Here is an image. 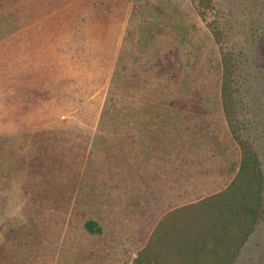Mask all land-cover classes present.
Listing matches in <instances>:
<instances>
[{
	"label": "crops",
	"instance_id": "1",
	"mask_svg": "<svg viewBox=\"0 0 264 264\" xmlns=\"http://www.w3.org/2000/svg\"><path fill=\"white\" fill-rule=\"evenodd\" d=\"M137 2L51 0L47 9V0H0V116L10 127L15 117L35 126L20 131L23 140L62 139L68 132L64 155L70 162L83 156L80 165H69L77 182L65 185L58 177L52 195L38 178L40 165L22 167L34 180L21 183L18 217L7 212V220L17 222L0 232L6 247L0 264H133L162 218L168 216V229L176 219L183 228L192 216L187 208L199 210L236 176L241 148L222 103L180 96L174 103L172 93L153 99L158 78L144 54L134 53L133 67L126 66ZM115 13L120 21L111 20ZM66 14L70 19L53 20ZM115 88L119 105L109 114ZM46 103H63L67 112L52 110L49 133ZM59 122L69 130L53 128ZM3 178L0 194L8 190Z\"/></svg>",
	"mask_w": 264,
	"mask_h": 264
},
{
	"label": "rangeland",
	"instance_id": "2",
	"mask_svg": "<svg viewBox=\"0 0 264 264\" xmlns=\"http://www.w3.org/2000/svg\"><path fill=\"white\" fill-rule=\"evenodd\" d=\"M53 1L57 0H52V2ZM136 1H138L135 6L137 10H135L134 16L131 17L128 28V36L131 37V40L130 43H127L128 47L126 50L125 62L128 68L133 67L135 63L133 55L137 53L139 58L144 54L146 59L143 61L152 64L153 73L155 74L156 72L155 77L157 76L158 78V89L156 92L150 94L151 97L161 101V97L168 99L172 93L175 101L174 103H181L178 96H180V100L183 98L184 102L189 99V103H221L220 54L211 33L198 15V0ZM235 1L236 3L229 5V7L231 12L234 11L237 14L234 17L238 21H241L242 18H246L245 15L242 14L241 7L247 8L248 1L253 2L255 5V1ZM139 2H141L140 5ZM50 3L51 0H47V9ZM172 9H175V11L170 14L169 12ZM258 9L259 7L257 4L252 11L256 13L254 16L256 15V17L262 20L264 15L260 14ZM93 12L94 11H89L88 17L91 15L96 16V12L91 14ZM58 14L60 13H57V15ZM46 15H49V13H46ZM120 15V13H115L113 15L114 18L111 20L120 21L122 19ZM70 17V14L64 15V17L60 15L57 16V19L55 18L53 20H68ZM50 21L51 19L49 20L48 17L47 24L51 23ZM172 25L174 26V30L171 38L169 29L172 28ZM243 26L247 27L248 25L244 23ZM155 27H158V29L154 31ZM149 29H152V32H149ZM238 35L241 36V34ZM128 59H130V63ZM262 61L256 68L253 67L255 63H253V65L249 61V65L252 66L244 73V75L249 77V79L245 81V93L247 94L246 102L243 103L244 107H240L239 110L242 113L241 118H244V121L247 123V125L243 127L244 133H248L252 137L264 164V87L259 86L262 83L257 84L255 79L256 75H259L262 78L261 80L264 81V63ZM97 64H99V62H97ZM249 72L251 73L249 74ZM253 72L254 76H251ZM187 83H189V86ZM250 87L251 89H249ZM116 100L117 91L115 88L113 103H107L106 106L107 113L113 114V110L118 109L117 105H119V103H116ZM46 105L49 108H44L42 113L44 114L45 111L50 110L48 114L51 115L49 116L51 118L45 119L46 126H48L45 127L46 132L49 133L48 128L54 125L52 123V118L55 117L54 113L62 112L67 114V112L65 110L62 111V109H64L62 108L63 103H46ZM52 110L54 112L53 114H51ZM223 115L225 117L224 110ZM40 117H42V115H40ZM46 117H48V115ZM16 118L17 117H15L13 126L10 127L11 124H9V120L0 116V162L5 164L7 169H15V174L19 176L26 175V173L21 171L25 170L22 169L23 166L33 163H36L38 167L40 165L41 168L38 169L40 176L38 178L44 182V191L48 195L53 194V185L59 181L58 177L60 176L61 181L65 183V185L73 186L78 178L74 180L76 178V172L71 173L69 171V165L71 163L75 166L80 165L83 156H75L74 161L70 162L72 156L64 155L65 152L70 153L68 132L67 134H63L62 139L23 140L20 138L22 136L20 131L24 132L25 129L27 130L34 125L29 123V120L26 123L25 120L21 122L22 119ZM53 128L63 129L64 131L69 130V126L63 125L62 122L58 123V127L55 126ZM73 142L75 144L78 142V146L84 143L80 141V139ZM60 170L62 171L60 172ZM65 177L67 180H65ZM40 190H42V188ZM16 192L18 191L11 190V192L7 194V192L4 191V193H2L3 195L0 196L2 205L4 204V206L0 205V211H7L13 214L14 217H18V210L22 207H18L12 203L15 201V197L19 195ZM45 210H49V208L47 207ZM7 212L6 216L8 214ZM6 216L0 219V232L2 233L9 229L8 225L12 226L13 223L17 222L16 220H7ZM16 237L17 235H14L11 238L16 239ZM1 239H4V236L0 235V240ZM252 239L253 240L247 247V251L243 253L242 260L237 264H264V221L261 223L260 228H258ZM5 248L4 244L0 245V249L3 250V252H0V255L4 256ZM259 255H262V257L258 258Z\"/></svg>",
	"mask_w": 264,
	"mask_h": 264
},
{
	"label": "trees",
	"instance_id": "3",
	"mask_svg": "<svg viewBox=\"0 0 264 264\" xmlns=\"http://www.w3.org/2000/svg\"><path fill=\"white\" fill-rule=\"evenodd\" d=\"M254 1L255 5L248 1L247 8L241 7L246 17L241 21L234 17L237 14L229 7L236 3L235 0H198L197 3L198 15L219 50L221 103L229 128L241 148L240 168L222 192L200 202L199 210L187 208L192 216L186 217L183 228L181 220L176 219V223L171 220L168 229V216L162 218L147 244L138 251L133 264H236L243 258V247L264 221V164L252 137L244 133L243 127L247 123L239 110L246 102L245 81L249 77L244 73L252 66L249 61L255 63L253 67L256 68L264 60V17L260 20L252 11L258 4L259 13L264 15V0ZM244 23L248 26H243ZM255 79L264 87L259 75ZM14 171L0 162V177L3 175V182L9 183L8 190L4 191L7 194L11 190L18 191L17 202L24 191L21 183L28 185L34 177L31 173L28 175L26 169L21 170L26 173L21 176ZM15 201L13 205L22 206L21 202ZM6 212L0 211V219Z\"/></svg>",
	"mask_w": 264,
	"mask_h": 264
}]
</instances>
